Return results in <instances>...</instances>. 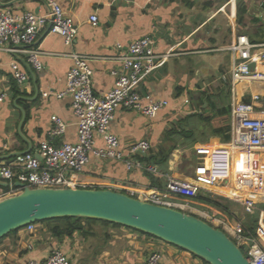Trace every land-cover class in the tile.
I'll use <instances>...</instances> for the list:
<instances>
[{
    "label": "crops",
    "instance_id": "0c3cea01",
    "mask_svg": "<svg viewBox=\"0 0 264 264\" xmlns=\"http://www.w3.org/2000/svg\"><path fill=\"white\" fill-rule=\"evenodd\" d=\"M10 1H14L13 4H0V8L40 14L50 10L47 0H0V3ZM57 1L74 18L78 27L73 46L66 45L63 37L50 29L48 31V27L43 29L35 44L36 48L45 52L42 56V71H36L22 54L13 55L0 50V95L6 94V98L0 101V166L11 163L18 153H38L39 143L49 138L53 115L60 116L67 123L66 132L53 137V142L59 145L77 141V119L72 113V97L56 96V93L65 91L67 73L74 63L68 53L76 51L98 57L92 62L95 71L94 88L99 94H105L114 84L110 71L118 65L113 59L118 54L117 45L126 47L131 41L152 34L158 51L174 49L178 52V55L171 57L155 71L144 86L145 90L151 91L157 98L168 100L169 106L153 119L137 111L118 110L112 131L120 138L122 147L148 139L152 144L148 156L151 159L155 156L158 159L168 157L166 162L156 163V157L152 159L151 164L157 167V174L146 169H128L124 163L92 157L79 178L87 183L104 184V188L123 192L131 187L138 190L155 188L152 177L160 182L159 188L165 187L167 176L182 179L193 177L195 166L201 159L200 154H196V165H188L190 173L178 170V164H181L182 157L187 156L188 152L195 153L197 146H215L207 138L213 134V123L205 118L214 115L219 108L230 106L231 102L229 84L222 77H231L232 55L222 49L232 45L242 34L247 35L252 43L264 45L263 29L256 26L246 27L245 31L243 27L240 31L236 30L233 16L238 14L235 2L239 0H205V7L209 10L204 14V11H196L195 4L185 6V2L194 3L197 0ZM227 9L230 10L229 14ZM246 12L242 14L243 21H238V24H244ZM94 13L99 17L97 26L89 21ZM257 21H261V18ZM207 24H211L208 34L204 33L207 38L203 35L199 37ZM186 28L189 29L187 32ZM262 52L264 47L258 48L257 53L260 54L252 65L254 72L261 75L264 74ZM185 56H193V63L180 59ZM12 62H17L19 68L28 74L29 80L25 85H19L15 80ZM238 89L239 97L246 101H251L252 92L262 90L261 83L253 81L240 85ZM189 91L194 102L191 101ZM186 99H189L187 105L184 104ZM175 126H180L179 131H191L192 136L186 137L176 131L172 134L170 131ZM204 133H208L207 136ZM228 142L215 143L224 145ZM10 188L9 182L0 175V194L7 193ZM218 191L223 194L214 193L213 198L232 199L229 204L236 203L243 208L241 200L232 198L240 196L233 188H220ZM247 192L250 194L251 189ZM191 202L192 213L195 215L206 213L208 218L218 216L233 222L238 219L233 212L222 211L217 205L200 200ZM261 209H264L262 203L251 216L255 222V232L249 231L253 234L258 229ZM83 226V230L75 231L72 235L57 236L53 231L55 224L41 222L34 231L30 232L24 227L10 233L0 241V264H26L31 259L45 260L55 248L63 250L70 257L71 264H135L153 251L163 254L164 264L205 263L202 258L197 259L198 256L185 249L129 227L102 222H84Z\"/></svg>",
    "mask_w": 264,
    "mask_h": 264
},
{
    "label": "built area",
    "instance_id": "2783aa9c",
    "mask_svg": "<svg viewBox=\"0 0 264 264\" xmlns=\"http://www.w3.org/2000/svg\"><path fill=\"white\" fill-rule=\"evenodd\" d=\"M50 10L45 14L33 11L15 12L0 8V50L10 54H22L36 70L42 71L44 51L36 48L39 35L50 25L53 33L63 37L65 44L73 46L78 27L73 17L67 14L57 0H47ZM92 25L99 24L96 13L90 16ZM152 34L143 35L131 41L126 47L118 44V54L113 59L117 67L111 69L114 84L105 94L94 88L92 62L97 56L78 53L67 55L73 65L67 73L65 91L57 97H72V113L77 119V141L55 144L53 137L67 130L66 121L58 115L52 116L53 125L49 138L41 141L38 153H18L11 163L0 166V175L11 186L10 191L0 194V199L17 194L24 188H104V184L84 182L79 178L92 157L103 161L124 163L128 169L140 168L158 174L155 165L142 159L148 157L152 144L141 139L126 147L112 131V123L118 110L137 111L153 119L169 106L166 99L157 98L144 86L148 78L178 52L171 49L160 52ZM264 45L252 43L247 35H239L232 45L222 49L232 55L231 77L223 75L228 82L231 96L230 141L205 149L198 148V154L208 156V167L197 166L194 177L179 178L167 176L165 187L138 190L128 188L129 195L154 204L176 208L192 213L190 205L202 191L214 193L211 189L228 183L235 178L237 191L243 193L240 199L244 210L254 214L259 204H264V74H256L252 63ZM264 57V52L261 53ZM13 76L19 85H25L28 74L12 62ZM261 83V92L251 94V101L239 97L238 87L246 82ZM48 93H45L47 95ZM6 94L0 95V101ZM189 99L184 101L187 105ZM206 171V174L204 172ZM20 184V186L17 185ZM250 194L247 191H250ZM213 226L222 229L243 251L250 264H264V209L260 210L259 226L251 233L241 219L230 221L226 218L200 215ZM38 223L28 225L34 231ZM203 264H209L206 261ZM26 264H71L70 257L60 248H55L45 260L31 259ZM135 264H164L163 254L153 251L147 258ZM192 264V263H191Z\"/></svg>",
    "mask_w": 264,
    "mask_h": 264
},
{
    "label": "water",
    "instance_id": "95a60500",
    "mask_svg": "<svg viewBox=\"0 0 264 264\" xmlns=\"http://www.w3.org/2000/svg\"><path fill=\"white\" fill-rule=\"evenodd\" d=\"M13 2L0 4L9 6ZM66 216L100 219L137 229L209 264H250L242 249L222 229L201 216L110 188L26 187L6 196L0 199V240L30 224Z\"/></svg>",
    "mask_w": 264,
    "mask_h": 264
},
{
    "label": "rangeland",
    "instance_id": "374dc122",
    "mask_svg": "<svg viewBox=\"0 0 264 264\" xmlns=\"http://www.w3.org/2000/svg\"><path fill=\"white\" fill-rule=\"evenodd\" d=\"M205 0H197L196 2H190V1H188V2H185V6H187V5H192V4H195V7H196V11H204L203 12V14L204 13H206L209 9H207V7H205V2H204ZM239 1H243L244 3H245V6H246V8H247V12H246V15H245V17H244V24H238V14H236L235 16H233V23L236 25V30L237 31H240L241 30V28L245 31V29H246V27L247 28H256V26L257 27H260V29H263L262 30V33H263V37H264V7L262 6V0H239ZM207 2V1H206ZM235 4H236V7L238 6V1H236L235 2ZM214 9V8H213ZM215 10V9H214ZM227 12H228V14L230 13V10L229 9H227ZM227 18V17H226ZM258 18H261V21H257V19ZM263 18V19H262ZM228 19V18H227ZM230 21V20H229ZM230 23V22H229ZM232 23V22H231ZM232 25V24H231ZM192 26H190V28H191ZM194 27V26H193ZM202 27V26H201ZM211 28V24H207L206 26L204 25V28H202V30L201 31H203V33H199V37L200 36H204V37H206L207 38V34H208V30ZM240 29V30H239ZM187 30H189L188 28H186V32H187ZM247 31V30H246ZM204 33H206V35L204 34ZM198 34V33H197ZM202 36V37H203ZM159 45V44H158ZM180 59H184V60H189L190 62H192L193 63V60H194V57L192 56V57H190V56H185V57H182V58H180ZM192 63H191V65H192ZM191 92L189 91V96L191 97V101L192 102H194L195 100H194V98L192 97V95L190 94ZM220 100V99H219ZM219 100H218V102H219ZM221 100H222V98H221ZM200 104V107H202V103L200 102L199 103ZM206 132H208V129H206ZM206 134H208V133H204V136L206 135ZM207 136V135H206ZM210 137H212V138H210ZM207 138L209 139V141L210 142H214V143H212V144H215V145H217L215 142H221V143H223V142H225L224 140H223V138L222 137H220V138H218L217 139V137H215V135H209V136H207ZM198 148L199 149H202V148H205V149H207V147H205V146H197L196 147V149L194 150V152L195 153H192V151H190V153L188 152L186 155L187 156H185V157H182V159H181V164H178V170H180V171H183L184 173H190V171L188 170L189 169V167H188V165L190 164V163H192V164H194V165H196V163L198 162V159H197V156H196V154L198 155ZM209 150H210V148H209ZM200 157H201V159L199 160V162L197 163V165L195 166V167H197V166H200V167H203V168H205V170H207V167H208V156H207V154L204 152V154H202V155H200ZM167 165V164H166ZM204 174H206V171L204 172ZM194 175H195V173H194ZM194 177V176H193ZM190 178H192V177H190ZM235 179V178H234ZM233 179V177H232V179L228 182V183H224V184H222V185H218V188H214V189H211L214 193H216V194H223V193H221V192H219L218 191V189H220V188H233L236 192L237 191H241L242 189H244V187H240V189H239V187L237 186V183H236V181ZM244 192V191H243ZM214 193H211V196L212 195H214ZM226 195V194H225ZM227 196H229V197H232L231 195H227ZM243 196H245L244 194H242V195H240V196H233L232 198H234V199H240V198H242ZM221 198V199H220ZM219 199H220V202H221V204H222V206H218V208L220 209V210H222V211H224V210H228V211H231V212H233L234 213V215H235V217H238V219H241V220H243L244 222H245V225H246V227L248 228V226H247V224L250 222V221H252V223L254 224L255 222H254V220H252L251 219V216L253 215V214H249V213H247L245 210H244V208H242V206L241 205H238V204H236L235 203V205H232V204H229V203H232V202H230V200H232V199H228V198H225V197H220ZM214 199H217V198H215L214 197ZM218 199V200H219ZM192 200H196V201H199L198 199H196V198H194V199H191V201ZM233 201V200H232ZM193 204V202H190V205H192ZM251 219V220H250ZM233 221V220H232ZM235 221V220H234ZM51 224H55V223H51ZM256 226H257V224H256ZM258 226H259V220H258ZM123 227H126V226H123ZM249 229V228H248ZM136 231H139V230H137V229H135ZM142 234H144V235H146V233H144V232H141ZM100 234V237H102V232H100L99 233ZM154 237V236H153ZM197 257V256H196ZM197 259H199V257H197Z\"/></svg>",
    "mask_w": 264,
    "mask_h": 264
},
{
    "label": "trees",
    "instance_id": "16d2710c",
    "mask_svg": "<svg viewBox=\"0 0 264 264\" xmlns=\"http://www.w3.org/2000/svg\"><path fill=\"white\" fill-rule=\"evenodd\" d=\"M247 11V8L245 6V4L240 1L238 2V21L241 23L243 21V13H245ZM206 120H210L213 123V134L219 137H222L223 140L225 142H228L230 140V106H224L222 108H219L216 110L215 114L210 116V117H206ZM180 126L176 127L174 129H171L170 132H172V134L176 131V132H180L181 134H184L186 137L192 136V132L188 131L186 129H182L179 131ZM178 129V130H177ZM156 159L154 160L156 163H161V162H166L168 157H163L161 159H158L157 156H155ZM154 157V158H155ZM152 158V159H154ZM146 162L148 163H152L153 160L151 159V157H145L143 158ZM152 161V162H151ZM153 180V185L156 184V187H160V182L158 181V179H155L154 177H152ZM124 193H128V191H123ZM196 199L211 204V205H217V206H222V204L217 200L214 199L211 196V193L207 192V191H202L199 195H197L195 197ZM42 222H48V223H55V227L53 229L54 234H56L57 236H62V235H72L75 231L78 230H83L84 226L83 223H93V222H102V223H106V224H113L116 226H122L120 224L117 223H112L109 221H105V220H100V219H94V218H83V217H59V218H53V219H47L44 220ZM41 223V222H39ZM248 226V230H251L253 233L255 232V224H253L252 222H249L247 224ZM133 229V228H131ZM135 230V229H133ZM13 232H17V230L13 231ZM11 232V233H13ZM141 232V231H140ZM149 235V234H146ZM152 236V235H149ZM6 237V236H5ZM2 240V239H1ZM0 240V241H1Z\"/></svg>",
    "mask_w": 264,
    "mask_h": 264
},
{
    "label": "bare ground",
    "instance_id": "6f19581e",
    "mask_svg": "<svg viewBox=\"0 0 264 264\" xmlns=\"http://www.w3.org/2000/svg\"><path fill=\"white\" fill-rule=\"evenodd\" d=\"M239 193V192H238ZM243 194V192H241V193H239V195H242Z\"/></svg>",
    "mask_w": 264,
    "mask_h": 264
}]
</instances>
